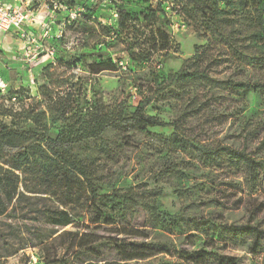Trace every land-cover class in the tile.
I'll return each instance as SVG.
<instances>
[{"label": "rangeland", "instance_id": "374dc122", "mask_svg": "<svg viewBox=\"0 0 264 264\" xmlns=\"http://www.w3.org/2000/svg\"><path fill=\"white\" fill-rule=\"evenodd\" d=\"M6 1L21 7L28 21L0 33V126L37 129L51 138L90 133L145 99V115L171 123L195 100L206 104L182 124L187 139L207 148L244 149L264 160V146L258 148L263 94L170 81L185 60L208 47L203 67L210 76L264 84V61L233 56L205 22L215 8L239 17L262 10L264 0H197L204 13L185 0ZM258 49L264 58V36ZM171 133L170 127L108 129L74 146L68 158L82 166L98 198L115 196L114 202L87 193L69 203L59 195L74 223L58 229L39 213L63 206L48 194H26L0 218V264L117 260L118 246L129 243L135 244L130 255L141 259L128 264H195L181 252L264 264V236L255 244L224 229L248 224L264 232V172L249 182L242 167L202 166L192 151L169 146Z\"/></svg>", "mask_w": 264, "mask_h": 264}, {"label": "trees", "instance_id": "16d2710c", "mask_svg": "<svg viewBox=\"0 0 264 264\" xmlns=\"http://www.w3.org/2000/svg\"><path fill=\"white\" fill-rule=\"evenodd\" d=\"M185 1V6L192 5L193 9L198 8L200 13H204V6L198 7L197 0ZM204 1L214 5L230 3V0ZM205 22L209 35L226 46L233 56L263 64L264 58L260 56L258 41L264 36V7L262 10L254 9L252 14L246 13L239 17L215 8L213 17H209ZM207 49L208 47L203 48L200 53L195 52L194 56L185 60L180 69L171 76L170 81L185 87L205 85L242 94L260 93L264 95V84L230 79L219 80L210 76L208 70L203 67V56ZM108 63L111 64V61L108 60ZM101 70L93 73L97 74ZM149 103V99L140 101L132 113L116 119H104L97 125L95 131L79 135L60 133L51 138L37 129H18L1 125L0 218L9 216L21 199H27L26 194H48L55 202L63 206V209L46 207L39 213L45 225L58 229L74 223L73 215L64 209L67 204L60 201L59 195L66 196L69 203L74 201V197L87 193L94 200L114 202L115 196L98 198L82 166L71 161L67 156L77 144L97 139L108 129H134L146 133L148 129L170 127L172 133L168 139L169 146L174 150L192 151L195 159L202 166H219L224 163L229 166L242 167L249 177V182H255L257 176L264 172V160L253 158L244 149L238 150L227 145L207 148L183 135L182 124L191 117L199 116L205 107V102L196 103L193 100L187 103L171 123H164L155 117L145 115L144 108ZM263 146L264 141L258 148ZM155 219L158 220L157 216ZM224 229L233 236L252 237L255 244L264 236L263 231L248 224L224 226ZM133 246H135L133 243L125 247L118 246L122 253L119 254L117 260L96 259L80 264H128L132 260H140L138 256L130 255ZM180 256L184 261L195 264H239L236 257L216 253L181 252Z\"/></svg>", "mask_w": 264, "mask_h": 264}, {"label": "built area", "instance_id": "2783aa9c", "mask_svg": "<svg viewBox=\"0 0 264 264\" xmlns=\"http://www.w3.org/2000/svg\"><path fill=\"white\" fill-rule=\"evenodd\" d=\"M13 2L19 1L13 0ZM21 10V7L12 6L8 1L0 0V33H8L19 29L24 22L28 21ZM1 84L2 81L0 80V86Z\"/></svg>", "mask_w": 264, "mask_h": 264}]
</instances>
